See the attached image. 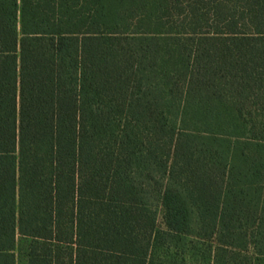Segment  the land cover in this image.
Segmentation results:
<instances>
[{"label": "trees", "instance_id": "1", "mask_svg": "<svg viewBox=\"0 0 264 264\" xmlns=\"http://www.w3.org/2000/svg\"><path fill=\"white\" fill-rule=\"evenodd\" d=\"M187 239L264 264V0H0V264Z\"/></svg>", "mask_w": 264, "mask_h": 264}, {"label": "rangeland", "instance_id": "2", "mask_svg": "<svg viewBox=\"0 0 264 264\" xmlns=\"http://www.w3.org/2000/svg\"><path fill=\"white\" fill-rule=\"evenodd\" d=\"M190 239L185 240L179 246L168 250H158L160 253H165L159 257V264H208L206 258L197 254V247L193 249L189 243ZM161 260V262H160Z\"/></svg>", "mask_w": 264, "mask_h": 264}]
</instances>
